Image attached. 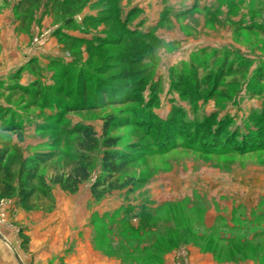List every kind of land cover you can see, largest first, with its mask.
<instances>
[{
	"label": "rangeland",
	"instance_id": "obj_1",
	"mask_svg": "<svg viewBox=\"0 0 264 264\" xmlns=\"http://www.w3.org/2000/svg\"><path fill=\"white\" fill-rule=\"evenodd\" d=\"M127 1L0 0L7 256L14 264H264V3L218 0L208 10L197 2L156 22ZM52 87L59 108L41 106ZM85 125L91 150L77 142ZM106 136L125 153L114 178L127 184L96 200L90 186L105 174ZM43 151L53 154L38 168L48 196L24 205L21 170ZM80 153L90 177L70 193L51 180Z\"/></svg>",
	"mask_w": 264,
	"mask_h": 264
},
{
	"label": "trees",
	"instance_id": "obj_2",
	"mask_svg": "<svg viewBox=\"0 0 264 264\" xmlns=\"http://www.w3.org/2000/svg\"><path fill=\"white\" fill-rule=\"evenodd\" d=\"M53 93L55 92V88H51ZM37 92V96L40 94L39 89H35ZM103 93V91H102ZM55 96H59L58 93H54ZM53 96V98H49L48 93H43V102H41V106L50 105L51 107H60L58 104L61 103L58 97ZM104 97V94L101 95V98ZM36 95L34 97V100ZM86 95L83 97L82 106L88 107L86 104ZM104 102V99L101 100ZM39 104V103H38ZM57 104V105H56ZM57 108V109H58ZM66 110H69L66 107ZM6 115H3V118ZM1 119V116H0ZM114 122V116H109L104 121V130ZM20 127L18 125H12V130H17ZM78 133V144L81 147H86L88 150H91L96 144V138L94 136V132L90 125H85L84 127H79L75 129ZM117 137L114 136H106L103 139V145L105 149L102 154L101 166L102 170L105 172L104 175L97 177L90 186V191L92 197L96 200L102 199L105 195L109 194L111 191L116 189H122L126 186L127 182H119L117 178H114V175L120 171H122L126 166V160L124 159L125 153L123 151L117 149L116 142ZM133 149V147H132ZM131 149V150H132ZM7 150L5 147L0 148V173L7 172L8 169L3 162L6 160ZM53 158V154L49 151L39 152L33 155V157L28 159V164L31 167H28L24 171L21 170V182L18 186V195L20 197V202L26 205L32 199V197L36 193H43V195L48 196L47 188H42L44 184L43 181H39L38 168L39 165L44 164ZM6 175V174H5ZM90 177V163L89 158L84 153H80L78 157L75 159L72 167L66 171L65 173H59L52 178V183L58 184L61 189L66 190L67 192L74 193L78 190L79 185L87 180ZM39 181V185L35 182ZM11 186L7 185L5 190H10Z\"/></svg>",
	"mask_w": 264,
	"mask_h": 264
},
{
	"label": "crops",
	"instance_id": "obj_3",
	"mask_svg": "<svg viewBox=\"0 0 264 264\" xmlns=\"http://www.w3.org/2000/svg\"><path fill=\"white\" fill-rule=\"evenodd\" d=\"M130 2L129 7H137V10L142 13L144 17L148 20L158 19L163 15L167 9L177 10H187L188 8L195 7L194 5L198 3L200 6L207 5L208 10L211 9V6L217 4L218 0H128ZM127 1V2H128ZM231 1V0H229ZM260 1V0H259ZM264 3V0H261ZM197 5V4H196ZM219 5V4H218ZM221 10H226V6H220ZM148 25V23H146ZM20 216L17 214L14 219H18ZM27 221H33L29 219ZM36 221V220H34ZM34 226V225H33ZM8 241V240H7ZM13 242V238L11 240ZM0 264H14V261L11 257L7 256V251L3 247V243L0 242Z\"/></svg>",
	"mask_w": 264,
	"mask_h": 264
}]
</instances>
